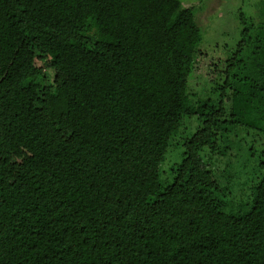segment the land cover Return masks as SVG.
<instances>
[{
    "label": "trees",
    "instance_id": "1",
    "mask_svg": "<svg viewBox=\"0 0 264 264\" xmlns=\"http://www.w3.org/2000/svg\"><path fill=\"white\" fill-rule=\"evenodd\" d=\"M243 24L196 90L182 0H0V264H264V0Z\"/></svg>",
    "mask_w": 264,
    "mask_h": 264
},
{
    "label": "rangeland",
    "instance_id": "2",
    "mask_svg": "<svg viewBox=\"0 0 264 264\" xmlns=\"http://www.w3.org/2000/svg\"><path fill=\"white\" fill-rule=\"evenodd\" d=\"M185 6L192 7L202 30L197 69L201 76L194 77L193 88L200 90L207 86L203 83L213 75L216 62L226 58L229 50L235 48L242 37L245 22H257L261 0H182ZM45 61L35 60L30 76L23 86H37V77L48 73L53 76L56 65L48 67Z\"/></svg>",
    "mask_w": 264,
    "mask_h": 264
}]
</instances>
